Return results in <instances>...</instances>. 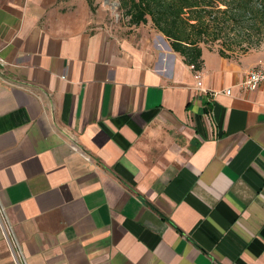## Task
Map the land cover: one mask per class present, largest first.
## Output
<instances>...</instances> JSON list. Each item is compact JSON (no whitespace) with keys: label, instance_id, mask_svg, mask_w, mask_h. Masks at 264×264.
Instances as JSON below:
<instances>
[{"label":"crops","instance_id":"1","mask_svg":"<svg viewBox=\"0 0 264 264\" xmlns=\"http://www.w3.org/2000/svg\"><path fill=\"white\" fill-rule=\"evenodd\" d=\"M90 10L0 3V264H264V47L195 70Z\"/></svg>","mask_w":264,"mask_h":264},{"label":"trees","instance_id":"2","mask_svg":"<svg viewBox=\"0 0 264 264\" xmlns=\"http://www.w3.org/2000/svg\"><path fill=\"white\" fill-rule=\"evenodd\" d=\"M119 9L131 26L150 22L193 69L203 65L202 49L219 44L216 51L231 57L232 45L243 44L244 37L264 34V0H119ZM91 11L92 5L89 3ZM228 27L235 31L224 40ZM241 35H237V34ZM258 34V35H255ZM247 42V41H245ZM225 45H221V44ZM246 49L254 48L247 42ZM256 44V46H258ZM251 46V47H250Z\"/></svg>","mask_w":264,"mask_h":264},{"label":"rangeland","instance_id":"3","mask_svg":"<svg viewBox=\"0 0 264 264\" xmlns=\"http://www.w3.org/2000/svg\"><path fill=\"white\" fill-rule=\"evenodd\" d=\"M6 0H0V3L4 2ZM87 3L91 4L94 11H91V19L96 23V25L105 31L113 32L114 34L120 35V36H127V35H135V36H141V35H149V36H155L160 37L161 34L158 33L152 26L150 22L146 24H141L139 26H131L128 23V18L123 16L122 11L119 9L120 1L119 0H87ZM235 31L232 27H228L225 31L222 32V38L221 41L232 39L233 33ZM237 34V33H235ZM242 34V33H241ZM237 34V35H241ZM258 35V34H255ZM244 41L243 44L240 45H232L233 49L229 51V53L232 56H238L245 54L251 50L255 49H261L264 47V34L262 36H253L250 39L243 36ZM251 42L254 44V48L252 49H246L247 42ZM256 46V44H258ZM222 46L225 45L224 43L221 44ZM219 46V44H213L211 47L216 49ZM251 47V46H250Z\"/></svg>","mask_w":264,"mask_h":264},{"label":"built area","instance_id":"4","mask_svg":"<svg viewBox=\"0 0 264 264\" xmlns=\"http://www.w3.org/2000/svg\"><path fill=\"white\" fill-rule=\"evenodd\" d=\"M191 68L193 67L191 66ZM196 79H197V84L200 87V74L199 73L196 74ZM237 86L239 87L241 91H246V92L253 91L257 89L259 86H264V62H260L256 66H254L252 69H250L247 72L245 78L240 83H238ZM222 92H224L227 95H230L231 88H226ZM215 94L217 93L215 92L214 95ZM0 221L2 225L3 236L7 239L10 248L17 249V252H16L17 255L21 254L18 243L8 227L7 219L5 217L3 209L1 208H0Z\"/></svg>","mask_w":264,"mask_h":264}]
</instances>
